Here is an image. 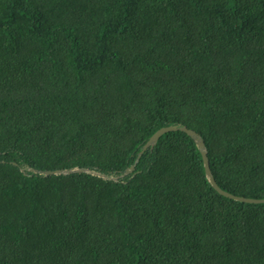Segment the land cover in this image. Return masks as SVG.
Segmentation results:
<instances>
[{"label": "trees", "instance_id": "trees-1", "mask_svg": "<svg viewBox=\"0 0 264 264\" xmlns=\"http://www.w3.org/2000/svg\"><path fill=\"white\" fill-rule=\"evenodd\" d=\"M179 123L264 198V0H0V264H264Z\"/></svg>", "mask_w": 264, "mask_h": 264}, {"label": "water", "instance_id": "water-1", "mask_svg": "<svg viewBox=\"0 0 264 264\" xmlns=\"http://www.w3.org/2000/svg\"><path fill=\"white\" fill-rule=\"evenodd\" d=\"M172 131H184V132L188 133L195 140V142L197 143V146H198V148H199V150L203 156L207 178L209 179L211 184L214 186V188H216L218 190V192L220 194L227 196L229 198L235 199L237 201H241V202L264 203V198L239 196V195H235L233 193H230L229 191L222 189L219 186V184L217 183V181H216V179L212 173L210 160H209V156H208V150H207L204 138L196 130L189 128L186 125L179 123V124H172V125L164 126V127L160 128L145 143L140 154H142L148 148H154L162 135H164L165 133H168V132H172ZM134 169H135V165L131 166L129 169L126 170V174H129ZM31 170L34 171L35 173L45 174V175L71 174L74 172H90V173L97 174V175L105 177V178L117 179L116 177H108V176L102 174L101 172H99L97 170H93V169L86 168V167L74 168V169H58V170H39L36 168H31Z\"/></svg>", "mask_w": 264, "mask_h": 264}]
</instances>
